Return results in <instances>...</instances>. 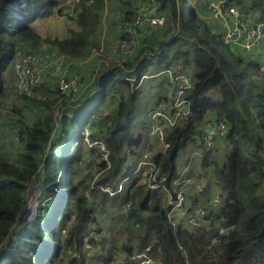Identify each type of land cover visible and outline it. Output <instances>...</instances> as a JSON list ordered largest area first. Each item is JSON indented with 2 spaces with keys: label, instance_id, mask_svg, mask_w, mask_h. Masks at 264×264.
<instances>
[{
  "label": "trees",
  "instance_id": "1",
  "mask_svg": "<svg viewBox=\"0 0 264 264\" xmlns=\"http://www.w3.org/2000/svg\"><path fill=\"white\" fill-rule=\"evenodd\" d=\"M230 1L244 13H264V0ZM61 2L0 0V99L6 92L4 73L16 48L36 50L45 40L80 59L86 46L96 47L104 1L81 0L65 35L45 36L47 19L60 11ZM155 2L166 18L163 27H140L138 44L128 59L115 57L93 70L77 95L52 89L48 77L41 95L15 93L38 108L30 119L19 115L12 123L18 129L15 157L0 154V264H48L63 258L65 264H139L130 256L147 247L155 264H264L261 56L229 51L220 29L211 28L198 1ZM132 14L126 11L120 21L130 20ZM122 37L120 32L116 41ZM217 39L226 49L216 44ZM175 64L191 71L192 84L185 96L190 115L165 128L170 146L153 152L157 176H164L165 182L150 188L133 174L138 149L149 134L152 109L143 106L146 100L142 101L139 86L145 75ZM163 99L159 96L156 102ZM207 114L228 126L221 137L222 155L211 146L199 158L223 200L191 226L186 210L179 218L168 216L160 189L174 191L178 152L189 144L201 147L199 125ZM85 132L104 144L107 162L100 159L99 146L85 144ZM147 148L144 151L151 145ZM97 160L94 174L86 179L82 173ZM33 178L40 184L37 216L18 218ZM122 181L124 192L109 195L103 190L116 189ZM187 199L199 204L198 197ZM85 237L88 249L83 248Z\"/></svg>",
  "mask_w": 264,
  "mask_h": 264
},
{
  "label": "built area",
  "instance_id": "2",
  "mask_svg": "<svg viewBox=\"0 0 264 264\" xmlns=\"http://www.w3.org/2000/svg\"><path fill=\"white\" fill-rule=\"evenodd\" d=\"M80 1L64 0L70 7L69 16H71L73 7ZM148 3H138L130 20L118 23V29L123 35L122 40L109 48L111 52L117 53V59L125 61L134 51L138 44V29L140 27L161 26L165 22L164 15H156L157 17L150 15L151 10H157L155 1L150 0ZM205 11L220 24L219 29L223 44L246 51H254L261 47V63L262 69H264V13H244L237 4L230 0H206ZM67 57L57 50L54 52L44 42H41L36 50L16 48L10 60V67L13 71L11 91L16 94L32 95L40 89L42 82L48 77L52 89L60 91L65 96L77 95L82 90V77L79 73L70 71ZM161 72L165 74L167 83L172 91L166 104H156L152 108L149 117V133L157 138L160 149L164 151L170 146V142L165 138L163 125L172 127L189 117V102L185 96L192 83L184 74L180 65L166 68ZM4 130L9 131L14 141L17 142L18 129L15 126L11 127L10 130L6 127ZM227 130L226 122L215 121L204 132L199 152L203 154L210 148L212 140L215 137L225 135ZM84 142L88 147L99 146L101 149L100 159L107 162L106 149L100 140L88 137L87 132H85ZM97 162L99 161L97 160ZM133 172L138 175L140 183H144L150 188L161 187L165 182L164 176H157L153 152L149 150L145 151L136 161ZM176 180L175 184H177V187L174 191L167 190L168 195L166 198L169 206L168 216L170 218L176 216L177 210L184 209L187 211V223L195 226L201 218L207 215L210 209L218 207L223 200L222 197L217 195L205 205L192 204L187 199L189 195L188 180ZM124 186L122 181L117 185L116 189L104 187L103 190L109 195H114L120 193ZM205 187L206 183L198 182L194 185L193 190L202 192ZM36 196L37 199L34 206L30 207L25 217L27 220L37 216L39 193ZM89 234L93 235L92 232ZM89 247L90 245L85 237L83 248L88 249ZM148 249L149 247L132 254L130 259L139 264H155L154 259L148 254Z\"/></svg>",
  "mask_w": 264,
  "mask_h": 264
},
{
  "label": "rangeland",
  "instance_id": "3",
  "mask_svg": "<svg viewBox=\"0 0 264 264\" xmlns=\"http://www.w3.org/2000/svg\"><path fill=\"white\" fill-rule=\"evenodd\" d=\"M133 1L134 0H107V3H106L107 11L105 12V14L103 16L100 14V19H98V24L96 27V32H95L96 47H94L92 45L91 46L89 45L90 47L86 46L85 50H84V56L82 58L76 59V60H74L72 57H69L66 53H63L64 55L68 56L67 57V63H68V67H69L71 72H78L79 74H81L82 77L86 78L89 74L91 75L93 73V70L96 71L99 68H101L103 63L113 62L115 57H116V59L118 58V55H116L117 53L111 52L109 48L113 47L117 44L118 41H116V38L119 37V35H120L119 33L121 31L117 32L116 24L119 20H121L123 14H124L123 13L124 10L129 8L133 12L135 5H136V2H137L136 1L133 3ZM142 1L144 4H149L145 0H142ZM197 1H199V5L202 2H204L202 0H195V2H197ZM65 6H67L68 8H66ZM59 7H60L61 12L59 11L58 13L55 14L56 22H53V20L51 19L45 25V36L51 35V37H53L55 35H57V36L65 35L68 26H70L72 24V16L74 14V10L71 12V16H69L70 7L64 2V0H62ZM119 7H122V9H120ZM157 8H158V5H157ZM150 15L152 17H157L156 15H164V14L158 12L157 10H151ZM164 17H165V15H164ZM60 20L69 21V25L66 26L63 24H59L58 21H60ZM165 20H166V18H165ZM163 25H164V22L161 26H155L153 28L158 29L159 27H163ZM217 27H218V25H217ZM42 41L45 44H47L54 52H55V50L59 51L57 49L55 43L45 41V40H42ZM216 41H217L216 44L220 48H222L223 50L226 49V46H223L218 39ZM227 47H228L227 49L229 51L233 50V48L231 46H227ZM255 57H257V56H255ZM75 61H77V62H75ZM8 66H10V63ZM74 68H76L78 71L75 70ZM254 77L256 78V76H254ZM165 78H166V76L162 72H159L158 74L151 72L142 78V81H141L139 88H140V92H141V97L143 99L142 101L146 100L143 103V106H145V104H147L146 106H147L148 110L153 108V106L155 104H166L169 101V97L171 95L172 90H171V87L169 85L168 86L165 85ZM158 87H160V89L165 87L164 88V90H165L164 96L165 97H164L163 101L160 100L159 103L156 102V96L159 94V91L155 90V88H158ZM164 90H162V93ZM168 91H169V93H168ZM36 94L41 95L42 89L38 90L36 92ZM16 102H17V104H16ZM37 108L38 107L36 105L31 104L29 101H27L26 99H23L22 97H20V99H18V97L15 96V93H13L11 91V89H10V92H9V90L6 89L5 95L0 99V151L3 154L6 152L10 156H15L16 153L19 151L18 143L15 145L13 144L15 142L13 139V136L11 135V133L9 131L8 132L5 131L4 128L7 127L10 130V128L12 127L11 124L12 123L16 124L15 121L21 117L19 115H25V119H27V120L30 119L32 117V115L36 113L35 111H37ZM151 110L149 112V117H150ZM31 111H33V112H31ZM14 124H12V125H14ZM165 128H166V126L163 125V129H164L163 132L164 133H165ZM148 130H149V124H148ZM4 133H10V134L6 135ZM146 139L147 140L144 141L143 146L138 149V154L136 156L137 160L145 151H148V150L144 151V149H146L147 147H150V145H151V149L149 151L154 152L158 149L157 146L159 145V141L157 140V138L154 135H150V133H149L148 135H146ZM211 146H212V143H211ZM211 148H213V146ZM185 149H181L178 152V158H177L178 175H177L176 181H178V180L181 181V179H182L180 177L181 176L180 174L184 170V166L186 164V160L184 157ZM223 152H224L223 145L222 146L218 145L216 155H222ZM242 157H243V155H242ZM136 158H135V160H136ZM95 162H97V161H94L93 163H91V166L93 168H88L82 173V175L87 176L86 179L89 178V173L92 175L94 174V171L96 169L95 168ZM39 169H41V166L39 167ZM195 169H196V166L194 164V170ZM206 177H209L208 172H207ZM79 178H80V176L77 172V179H79ZM203 178H204V176H203ZM82 179H84V178H82ZM258 180H260V179H258ZM262 181L264 182V180H262ZM39 185H40L39 181H37L36 178H33L28 182L26 193H25V199H26L25 205L26 206L21 211L18 218H20V217L25 218L30 207L34 206L35 201L37 199L36 195L40 192ZM175 186L177 187V184ZM123 189L125 190V186ZM124 190H123V192H124ZM217 191H219V190H217ZM165 202L167 204V198H166ZM32 203H33V205H32ZM181 211L184 212L185 210L184 209L177 210V212H181ZM175 218H176V216H175ZM64 260H65V258H63L62 260L56 259L55 262L48 263V264H65Z\"/></svg>",
  "mask_w": 264,
  "mask_h": 264
},
{
  "label": "crops",
  "instance_id": "4",
  "mask_svg": "<svg viewBox=\"0 0 264 264\" xmlns=\"http://www.w3.org/2000/svg\"><path fill=\"white\" fill-rule=\"evenodd\" d=\"M104 1V10H103V12L101 13V15L103 16L104 14H105V12L107 11V5H106V3H107V0H103ZM137 1V2H136ZM146 1V0H145ZM202 1H204V2H202L200 5H199V1H198V6H199V9H201L202 11H204V13H205V15H206V17H207V19L208 20H210L209 21V24H210V26H211V28L213 29V30H217V29H219V26H220V24L219 23H217V21L216 20H214V19H212L211 17H210V15L205 11V2H206V0H202ZM134 2H136V4H138V3H140V2H143L142 0H134L133 1V3ZM66 8H68L67 6H65ZM120 9H122V7H119ZM124 10V9H123ZM130 9L129 8H127L126 10H124L123 11V13H125L126 11H129ZM255 12H257V11H250V13H255ZM55 14L56 13H53V15L52 16H50V18L49 19H47V22H46V24L52 19L53 20V22H56V16H55ZM120 21V20H119ZM118 21V22H119ZM118 22H117V24H116V30H117V32H120V30L118 29ZM58 23L59 24H63V25H66V26H68L69 25V21H67V20H60V21H58ZM45 24V25H46ZM217 25H218V27H217ZM143 27H147V26H143ZM120 34V33H119ZM118 34V35H119ZM120 36V35H119ZM119 38V37H118ZM118 38H116V40H118ZM57 47V46H56ZM233 48V50L234 51H242L243 53H247V54H249V55H251L253 58H257V57H260L261 56V47H258V49H256V50H254V51H246V50H242V49H239L238 47H232ZM255 56H257V57H255ZM74 60H76V59H74ZM75 62H77V61H75ZM176 65V64H175ZM175 65H173V66H175ZM173 66H171V67H173ZM75 70H77L76 68H74ZM182 70H183V72H184V74L188 77V79L190 80V73H191V71H189L188 69H185V68H183L182 67ZM78 71V70H77ZM76 73H78V72H76ZM81 75V74H80ZM4 78H5V87H6V89L7 90H9V92H10V89H11V86H12V80H13V71H12V69H11V67L10 66H8L7 68H6V70H5V73H4ZM90 76V74L86 77V78H84V77H82V89L84 88V80L85 79H88V77ZM84 79V80H83ZM191 81V80H190ZM165 85H166V83H165ZM168 85V84H167ZM166 85V86H167ZM165 86V87H166ZM165 87H163L162 89H160V87H158V88H155V90L156 91H159V94L156 96V98L157 97H159V96H164V94H165V90H164V88ZM169 88V87H168ZM162 90H164L163 91V93H162ZM6 93V92H5ZM168 93H169V91H168ZM167 95V94H166ZM165 97V96H164ZM214 119H213V115L212 114H207L206 116H205V119L202 121V123H200V128L202 129V131H203V133L202 134H204V132L207 130V129H209L213 124H214ZM4 134H6V135H9L10 133H4ZM151 135V134H150ZM222 136H218V137H215L213 140H212V146H213V149H218V145H220V146H222L223 145V140H222V138H221ZM14 145L16 144V142H14L13 143ZM225 146V145H224ZM158 147V149L159 150H161L160 149V146L158 145L157 146ZM186 148V149H185ZM183 149H185V154H184V157H185V160H186V164H185V166H184V170L182 171V173L180 174L181 175V180H188V194H189V196H190V198H191V200L193 199V198H195V197H198V199H199V204H202V205H205L210 199H212L213 197H215V196H217V195H219V194H222V192L216 187V185L214 184V183H212V181H211V178L210 177H206V175H207V172H208V174H209V172H210V170H205L204 171V169L203 168H201L200 167V164H199V158L203 155V154H201L200 152H199V150H200V146H196V145H194V144H189V145H187L186 147H184ZM216 149V150H217ZM225 149H226V147H225ZM0 154H2V155H4L5 157H7V158H9V159H12V158H14L15 156H10V155H8V153H2L1 151H0ZM194 164H195V166H196V169L194 170ZM135 168V167H134ZM134 175H136L135 173H133ZM203 176H204V178H203ZM198 182H204V183H206V187H205V189L202 191V192H199V194H197V192L195 191V190H193V187H194V185L196 184V183H198ZM176 185V184H175ZM175 188H176V186H175ZM174 188V189H175ZM167 188H162L161 190H160V194L163 196V199H164V201H166V197H167V195H168V192H167ZM217 190H219V191H217ZM202 194V195H201ZM188 197V196H187ZM198 204V205H199ZM185 214V212H178L177 214H176V218H179V217H181V215H184Z\"/></svg>",
  "mask_w": 264,
  "mask_h": 264
},
{
  "label": "clouds",
  "instance_id": "5",
  "mask_svg": "<svg viewBox=\"0 0 264 264\" xmlns=\"http://www.w3.org/2000/svg\"><path fill=\"white\" fill-rule=\"evenodd\" d=\"M89 1H92V0H89ZM138 5V4H137ZM72 10H74V7H73V9ZM43 42V41H42ZM41 43V42H40ZM18 48H21V47H18ZM59 52V51H58ZM61 53V52H60ZM167 81V80H166Z\"/></svg>",
  "mask_w": 264,
  "mask_h": 264
}]
</instances>
